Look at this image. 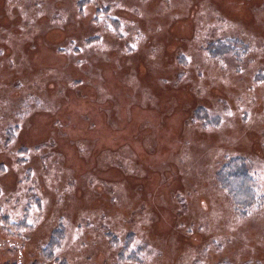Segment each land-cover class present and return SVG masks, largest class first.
Returning a JSON list of instances; mask_svg holds the SVG:
<instances>
[{
	"label": "rangeland",
	"instance_id": "obj_1",
	"mask_svg": "<svg viewBox=\"0 0 264 264\" xmlns=\"http://www.w3.org/2000/svg\"><path fill=\"white\" fill-rule=\"evenodd\" d=\"M0 264H264V0H0Z\"/></svg>",
	"mask_w": 264,
	"mask_h": 264
},
{
	"label": "trees",
	"instance_id": "obj_2",
	"mask_svg": "<svg viewBox=\"0 0 264 264\" xmlns=\"http://www.w3.org/2000/svg\"><path fill=\"white\" fill-rule=\"evenodd\" d=\"M236 163L237 164L235 166H228L229 170L226 171L223 176V181L229 186L232 185V187L230 186L229 191L233 193L234 196L241 193L245 196L244 200H238L239 202L236 201L238 204H245L243 203L245 200H248L247 202H249L253 199V194H250L249 192L251 188H247L249 177L245 172L244 166L242 167L240 161H236Z\"/></svg>",
	"mask_w": 264,
	"mask_h": 264
},
{
	"label": "bare ground",
	"instance_id": "obj_3",
	"mask_svg": "<svg viewBox=\"0 0 264 264\" xmlns=\"http://www.w3.org/2000/svg\"><path fill=\"white\" fill-rule=\"evenodd\" d=\"M145 19H147V18L145 17ZM147 20H148V19H147ZM211 68H212L211 71H213V70H214V67H211ZM149 94H150V93H149L148 91H147V93L145 92V98H146V99H149ZM185 97H187V96L185 95L184 98H185ZM144 104H146V102H145ZM151 104H152V106H154V103H153V102H151ZM145 108H147V107H144V108L142 107V108H140V109H137L136 111H137V112H138V111H142V109L145 110ZM135 114H136V112L134 113V115H135ZM137 114H138V113H137Z\"/></svg>",
	"mask_w": 264,
	"mask_h": 264
}]
</instances>
